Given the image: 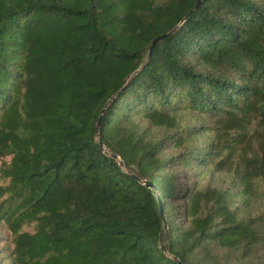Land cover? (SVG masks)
I'll use <instances>...</instances> for the list:
<instances>
[{
	"label": "trees",
	"instance_id": "1",
	"mask_svg": "<svg viewBox=\"0 0 264 264\" xmlns=\"http://www.w3.org/2000/svg\"><path fill=\"white\" fill-rule=\"evenodd\" d=\"M195 2L0 0V264H264V0Z\"/></svg>",
	"mask_w": 264,
	"mask_h": 264
},
{
	"label": "water",
	"instance_id": "2",
	"mask_svg": "<svg viewBox=\"0 0 264 264\" xmlns=\"http://www.w3.org/2000/svg\"><path fill=\"white\" fill-rule=\"evenodd\" d=\"M204 1H206V0H196L194 6L188 11V13L186 14L185 18L188 17V16H189L194 10L198 9V7H199ZM156 41H157V38H155V39L151 42V44H150V46H149V50H148V57L150 56L151 51H152V48H153V46H154V44H155ZM104 110H105V107L103 108L102 113L104 112ZM102 113H101V115H102ZM101 115H100L99 118H98V123H97V126H96L97 129H98V125H99V122H100V119H101ZM99 144H100L101 147H103V144H102V142H101L100 140H99ZM112 156H113V157H117L115 154H113ZM117 158H118V157H117ZM118 159H119V163H120V165H124L123 162L120 160V158H118ZM143 184H145L148 188L154 189L155 191L157 190L156 186H155L151 181H146V180H144V181H143ZM158 202H159V212H160V216H161V218H162V220H163V226H164V229H165V232H166V236H167V235H168V231H167L166 218H165V214H164V210H163V205H162L161 200H160L159 197H158ZM162 249H163V248H162ZM179 264H182V263L179 261Z\"/></svg>",
	"mask_w": 264,
	"mask_h": 264
},
{
	"label": "rangeland",
	"instance_id": "3",
	"mask_svg": "<svg viewBox=\"0 0 264 264\" xmlns=\"http://www.w3.org/2000/svg\"><path fill=\"white\" fill-rule=\"evenodd\" d=\"M178 168H175L177 170ZM230 264H238V262L232 261Z\"/></svg>",
	"mask_w": 264,
	"mask_h": 264
}]
</instances>
